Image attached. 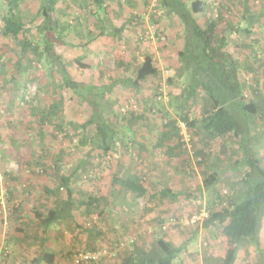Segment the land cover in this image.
I'll return each instance as SVG.
<instances>
[{"label":"rangeland","instance_id":"374dc122","mask_svg":"<svg viewBox=\"0 0 264 264\" xmlns=\"http://www.w3.org/2000/svg\"><path fill=\"white\" fill-rule=\"evenodd\" d=\"M184 1L203 26L219 23L210 30L215 38L226 37L240 67L243 95L262 102L264 0ZM105 5L108 13L99 12L97 5L84 0H59L54 18L62 24L70 22L72 28L65 38L67 45L58 46L57 51L75 80L88 86H113L103 101L107 114L117 115L113 124L128 136H134L128 125L142 133L137 137L138 146L129 149L122 143L107 153L96 147L94 130L85 132L81 127L90 110L70 92L60 90L61 75L53 68L47 71L31 49L24 52L19 39L0 36V256L2 251L10 256L4 259L2 255L0 264H13L15 259L18 262L14 264H31L44 250L40 251L36 240L38 226L32 223L23 231L13 219L14 213L21 209L23 219L25 215L33 219V211L48 212L62 206L68 198L65 187L61 188L64 178H71L69 187L75 201L72 218L49 230L45 248L60 254L55 264H69L71 255L84 251L100 255L97 261L84 264H124L133 253L157 254L159 237L173 248L185 249L186 245L174 264H228L232 256L233 264H264V220L261 245L257 248L245 240L235 251L221 227L204 229L203 224L193 227L180 223L185 216L208 211L213 195L219 193L228 203L247 172L243 169L230 175L234 168L237 170L239 157L231 137L207 145L194 131H187L188 138L179 128L183 123L181 111L172 100L187 81L186 74L181 77L182 70L178 71L184 51L180 21L159 0H105ZM5 8V0H0V25ZM19 9V16L35 33L33 27L43 21L39 17L40 1L23 0ZM126 21L131 23L122 29L119 25ZM228 24L234 27L232 32ZM115 26L122 29L121 34H113ZM101 29L105 34L100 35ZM146 56L159 68L157 79L139 88L119 83L134 77ZM20 59L27 73L17 80L15 66ZM160 92L165 99L157 98ZM56 103L65 121L62 130L55 128L60 119L51 122L47 113ZM146 107H152L147 127L133 123L130 114ZM201 111L198 98L187 109L188 121L200 118ZM171 120L177 121L178 129L176 141L169 145L181 146L184 151L173 157L167 147H153ZM255 122L252 143L258 155L264 156V115ZM211 166L224 173L212 196L204 187ZM137 171L143 174L148 189L134 203L131 195L112 190V179ZM165 190L176 193V197L165 198ZM11 235L12 247L6 244Z\"/></svg>","mask_w":264,"mask_h":264},{"label":"trees","instance_id":"16d2710c","mask_svg":"<svg viewBox=\"0 0 264 264\" xmlns=\"http://www.w3.org/2000/svg\"><path fill=\"white\" fill-rule=\"evenodd\" d=\"M22 1L5 0L6 8L1 13L0 36L19 39L24 52L31 49L38 55V61L47 68V71H51L53 68L61 75V80L58 83L60 90L70 92L74 99L83 102L82 104H85L90 110L87 120L81 127L85 132L94 130L95 135L92 137L95 139L96 147L107 153L114 150L119 143L128 149L131 145L138 146L137 137H142V133L135 131L134 125H128V130L131 128L134 136L126 135L113 124L117 120V115L109 116L107 114L108 111L103 101L107 94L112 92L113 86H88L75 80L68 69L67 62L58 53V46L67 45L65 38L72 28L70 22L62 24L57 18H54L59 0H39V17H42L43 21L33 27L36 28L35 33L31 32L32 28L30 29L19 16V6ZM84 1L97 5L99 12L108 13L105 0ZM159 1L170 15L177 17L184 31V51L180 62L182 67L178 71L182 70L181 77L186 74L187 81L186 86L181 90V94L173 98L172 102L181 111V119L187 123L188 132L191 134L194 131L201 143L206 142L207 145H210L221 141V139L225 140L231 137L239 157L235 162L237 170L234 168L230 175H233L235 171L240 174L243 169H247L239 181L237 191L231 195L229 202L225 203L219 193L217 195L211 193L223 179L224 173L215 169L217 168L215 166L210 167L211 174L206 178L204 187L206 192L211 196L213 195V199L208 202L206 219L191 226L197 227L203 224L204 229L221 227L223 233L234 246V251L237 245H241L245 240H249L258 248L261 245L260 233L264 220V156L258 155L253 146L252 132L254 128L252 124L263 118L264 99L262 102H255L243 95L244 85L239 76L240 67L228 49L226 37L215 38L212 30H210L212 27L217 28L218 22H212L209 27L203 26L184 0ZM130 23V21L122 22L119 26L123 29L128 27ZM120 27H116L113 31L114 35L119 34V32L122 33ZM227 27L231 32L233 31V26L228 24ZM245 32L254 34L250 29H246ZM100 33V35L105 34L102 29ZM15 69L17 80L25 77L27 67L23 59L16 62ZM158 75L159 68L153 58L146 56L143 63L135 70L134 77L123 78L119 83L126 85V87L139 88L141 84L147 81L156 80ZM198 98H201L202 101L201 116L198 119L188 121L187 109L195 104ZM173 103L171 104L173 105ZM58 108L56 103L49 107L47 113L51 114L49 117L52 116L51 122L54 121L53 118L60 119L55 128L62 130L65 121L62 119L63 117L61 118ZM151 110L152 107H146L145 111H133L130 114L131 121L136 124L144 123V127H147V124L150 123ZM176 122L171 120L168 123L162 137L153 146L154 148L167 147V153L171 157L174 156L172 154L179 156L184 153L181 146L169 145L170 141L177 139ZM83 142L86 143L85 140ZM138 155L139 158H142V154L139 153ZM212 159L210 158V161ZM213 162L214 159L211 162L212 165ZM199 165L202 166V163L199 162ZM12 179L16 180L15 178ZM70 180L71 178H64L61 184V188L65 187L68 194V198L62 206L56 205V208L49 209L48 212L33 211V219H28L25 214L23 219L21 209L15 210V218L13 219L18 222L17 225L24 227L23 231L32 223L38 226L36 240L40 243V251L43 248L44 250L33 259L31 264H55L59 258L60 254L46 250L45 247L50 240L49 230H56L60 222H65L73 216L72 208L75 195L69 187ZM112 188L113 191L116 189L131 195L134 203L144 197L148 189L143 174L139 171L128 172L124 176L117 174L112 179ZM162 194L169 199H174L177 195L167 190L163 191ZM181 225L186 224L181 223ZM13 237L14 235L8 237L7 246H13ZM157 246L159 250L157 254L133 253L124 264H174L182 251L186 249V245L185 249L183 246L173 248L162 237L157 239ZM2 255L4 259L10 258L5 251H2ZM234 259L232 256L228 264H233ZM15 260L13 264L17 261Z\"/></svg>","mask_w":264,"mask_h":264},{"label":"built area","instance_id":"2783aa9c","mask_svg":"<svg viewBox=\"0 0 264 264\" xmlns=\"http://www.w3.org/2000/svg\"><path fill=\"white\" fill-rule=\"evenodd\" d=\"M164 40V39H163ZM162 92V91H161ZM161 92L158 95V99H165L166 96L164 94H161ZM179 128L183 131L184 135L188 136V127L187 124L183 123H179ZM207 217V213L203 212L201 214H192L189 216H185L182 220L181 223H184L186 225H195L201 221H203L204 219H206ZM100 255L98 253H93L91 251L89 252H77L74 253L73 255L70 256V261L69 264H84L87 262H94L97 261L100 257Z\"/></svg>","mask_w":264,"mask_h":264}]
</instances>
